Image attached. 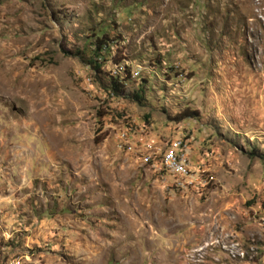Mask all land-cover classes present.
<instances>
[{
	"label": "rangeland",
	"instance_id": "374dc122",
	"mask_svg": "<svg viewBox=\"0 0 264 264\" xmlns=\"http://www.w3.org/2000/svg\"><path fill=\"white\" fill-rule=\"evenodd\" d=\"M0 264H264V0H0Z\"/></svg>",
	"mask_w": 264,
	"mask_h": 264
},
{
	"label": "trees",
	"instance_id": "16d2710c",
	"mask_svg": "<svg viewBox=\"0 0 264 264\" xmlns=\"http://www.w3.org/2000/svg\"><path fill=\"white\" fill-rule=\"evenodd\" d=\"M117 26V25H116ZM95 41H93L88 49V53H79L75 52L73 53L74 56H78L81 58V56H85V62L84 64L92 71L94 72L95 76L101 74V67L106 62L107 53L110 51V47L112 46L114 40L109 39L108 36L104 33H101L99 36L94 35ZM82 60V58H81ZM125 69V68H124ZM124 77L120 78L117 76V74L109 75L107 78L108 84L107 86H104V90L109 91L113 96H118L121 93H123L124 89V83L128 80V75L125 72ZM144 81H141L138 87H136L135 91H131L130 96H128L129 100L138 104L142 105L143 103V95H144ZM109 97V96H108ZM100 115V114H98ZM194 115L193 112H182L179 113L176 117V121H181L186 118H192ZM249 157H257L260 158L261 156H258L255 152V150H250L248 153Z\"/></svg>",
	"mask_w": 264,
	"mask_h": 264
},
{
	"label": "bare ground",
	"instance_id": "6f19581e",
	"mask_svg": "<svg viewBox=\"0 0 264 264\" xmlns=\"http://www.w3.org/2000/svg\"><path fill=\"white\" fill-rule=\"evenodd\" d=\"M164 166L168 169V170H177L179 168L171 165H179V163L177 162L176 158L174 157L173 154H169L166 156L165 160L163 161ZM182 169H183V165H182Z\"/></svg>",
	"mask_w": 264,
	"mask_h": 264
},
{
	"label": "built area",
	"instance_id": "2783aa9c",
	"mask_svg": "<svg viewBox=\"0 0 264 264\" xmlns=\"http://www.w3.org/2000/svg\"><path fill=\"white\" fill-rule=\"evenodd\" d=\"M183 162H185V160L182 159V163H183ZM171 165H173V166H175V167H177V168L182 169V165H174V164H171Z\"/></svg>",
	"mask_w": 264,
	"mask_h": 264
}]
</instances>
